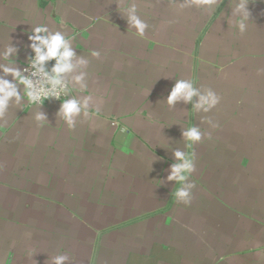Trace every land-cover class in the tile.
<instances>
[{
    "label": "crops",
    "instance_id": "1",
    "mask_svg": "<svg viewBox=\"0 0 264 264\" xmlns=\"http://www.w3.org/2000/svg\"><path fill=\"white\" fill-rule=\"evenodd\" d=\"M133 2L143 37L123 11ZM237 2L209 11L186 0H0V53L18 50L9 67L23 68L28 35L45 24L74 37L63 78L76 88L83 73L80 95L93 99L71 129L56 100L13 98L0 117V264H52L61 253L69 264H264V0H247L244 33ZM180 78L220 103L207 113L193 110L196 97L170 107ZM189 125L203 138L191 146L185 206L167 177Z\"/></svg>",
    "mask_w": 264,
    "mask_h": 264
},
{
    "label": "clouds",
    "instance_id": "2",
    "mask_svg": "<svg viewBox=\"0 0 264 264\" xmlns=\"http://www.w3.org/2000/svg\"><path fill=\"white\" fill-rule=\"evenodd\" d=\"M203 6L211 11L216 5L217 0H186L185 6ZM126 15L128 28L134 29L135 34L143 37L148 23L141 18L136 3H126L123 9ZM232 16L235 27L240 33L247 30L250 19V11L247 0H239L234 3L232 8ZM74 37L68 36L63 31H51L47 25L39 24L32 28L28 35L27 47L31 49V54L27 57L26 66L9 67L15 65L18 58V50L10 44L0 53V59L5 63H0V117L8 110L10 101L14 98L16 105H21L22 100L27 101L28 106L41 107L45 101L55 98L60 101V108L57 112L66 125L71 129L76 126L77 117H88L93 106V99L90 94L80 95L87 90V84L84 83V74L73 77L76 85L79 87H71L70 82L63 79V75L69 73L74 68L72 58L75 52L70 46V41ZM93 56H99L98 52L93 51ZM55 60L56 63L49 71L45 65L47 62ZM79 64H88L89 62L81 58ZM32 70L29 74V70ZM11 75L12 80L6 79ZM38 77V79H33ZM75 93V94H74ZM63 97V99H61ZM196 97L193 104L194 111L207 113L220 103V97L210 88L203 89L196 86L194 79H176L172 86L166 102L173 107L178 101L183 100L186 103L192 101ZM36 121H45L46 116L41 112H36ZM211 123V121H209ZM214 127L216 125H213ZM185 138V148L187 151L179 149L174 151L177 163L170 165V175L167 177L169 181H175L178 187L173 193L177 202L188 206L191 204L192 189L195 187L190 182V177L195 170L194 155L191 146L198 143L203 138V133L198 126L189 125L182 133ZM52 264H69V256L61 253L52 257Z\"/></svg>",
    "mask_w": 264,
    "mask_h": 264
},
{
    "label": "built area",
    "instance_id": "3",
    "mask_svg": "<svg viewBox=\"0 0 264 264\" xmlns=\"http://www.w3.org/2000/svg\"><path fill=\"white\" fill-rule=\"evenodd\" d=\"M30 54H31V53H30ZM24 66H26V64H25ZM24 66H23V67H24ZM45 67L49 70V62H47V64L45 65ZM31 71H32V70L30 69V70H29V74H30ZM49 71H50V70H49ZM33 79H34V80H35V79H38V77H34ZM63 79H64V78H63ZM64 80H65V79H64ZM65 81H66V80H65ZM66 82H67V81H66ZM61 99H63V97H62ZM49 100H56V101H59V100H57V99H55V98H51V99H49ZM49 100L45 101V103L48 102Z\"/></svg>",
    "mask_w": 264,
    "mask_h": 264
},
{
    "label": "water",
    "instance_id": "4",
    "mask_svg": "<svg viewBox=\"0 0 264 264\" xmlns=\"http://www.w3.org/2000/svg\"><path fill=\"white\" fill-rule=\"evenodd\" d=\"M56 63L55 60L49 61V70L51 71L52 66Z\"/></svg>",
    "mask_w": 264,
    "mask_h": 264
}]
</instances>
